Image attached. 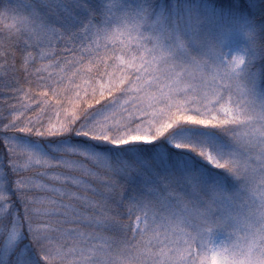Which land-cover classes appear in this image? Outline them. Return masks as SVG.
<instances>
[{"label":"snow or ice","instance_id":"6c2138e0","mask_svg":"<svg viewBox=\"0 0 264 264\" xmlns=\"http://www.w3.org/2000/svg\"><path fill=\"white\" fill-rule=\"evenodd\" d=\"M0 264H264V0H0Z\"/></svg>","mask_w":264,"mask_h":264},{"label":"trees","instance_id":"16d2710c","mask_svg":"<svg viewBox=\"0 0 264 264\" xmlns=\"http://www.w3.org/2000/svg\"><path fill=\"white\" fill-rule=\"evenodd\" d=\"M12 2H15V0H12ZM2 149V146H0V150Z\"/></svg>","mask_w":264,"mask_h":264},{"label":"rangeland","instance_id":"374dc122","mask_svg":"<svg viewBox=\"0 0 264 264\" xmlns=\"http://www.w3.org/2000/svg\"><path fill=\"white\" fill-rule=\"evenodd\" d=\"M2 150V149H1Z\"/></svg>","mask_w":264,"mask_h":264}]
</instances>
